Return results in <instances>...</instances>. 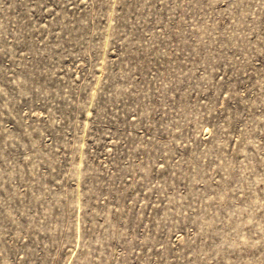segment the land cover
Returning a JSON list of instances; mask_svg holds the SVG:
<instances>
[{
  "label": "rangeland",
  "instance_id": "1",
  "mask_svg": "<svg viewBox=\"0 0 264 264\" xmlns=\"http://www.w3.org/2000/svg\"><path fill=\"white\" fill-rule=\"evenodd\" d=\"M0 264H264V0H0Z\"/></svg>",
  "mask_w": 264,
  "mask_h": 264
}]
</instances>
